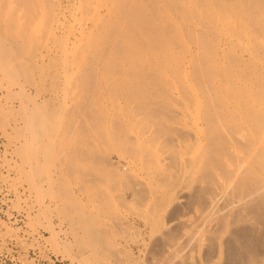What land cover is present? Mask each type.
<instances>
[{"label": "rangeland", "instance_id": "obj_1", "mask_svg": "<svg viewBox=\"0 0 264 264\" xmlns=\"http://www.w3.org/2000/svg\"><path fill=\"white\" fill-rule=\"evenodd\" d=\"M81 1L0 0L2 248L34 250L40 261L49 264L51 257L61 264H145L143 258L153 259L156 255L149 250L154 252L158 244L163 246L157 249L161 253L155 250L158 256L175 249L171 255L179 257L172 259L181 263L173 259L172 264H264V167L259 152L248 147L242 146L249 155L231 153L248 143V127L255 130L262 120H257L255 111L254 120L248 122L229 118L217 103H213L217 110L209 104L208 108L207 92L213 95L216 81L219 86L221 70H210L206 77L201 57L208 54L220 69L230 67L227 70L238 85L248 82L253 90L264 85L255 47L262 36L256 0H243L250 12L248 46L230 48L221 37L216 45L201 50L193 39L214 40L213 34L208 25L202 32L195 22L184 25L189 46L183 51L169 40L175 34L165 25L163 35L179 57L177 67L168 63V76L160 74L162 61L154 65L157 71H150L145 62L136 73L131 60L107 63L105 55L89 51L84 61L67 65L63 64L67 59L50 55L43 48L51 46L43 28L52 23L53 10L68 16ZM96 1L87 0L93 5ZM225 1L231 5L237 0ZM40 7L45 11L41 22ZM141 19L143 32L157 29L149 12L142 11ZM166 54L159 47V59ZM181 68L188 72L187 78L174 71ZM209 115L218 119L219 131H213L216 124L208 125ZM233 121L241 130L239 136L233 131L236 126L231 127ZM203 128L210 131L211 146L208 132L203 130L205 138L199 134ZM230 131L235 132L234 139L238 136L239 146L233 139L234 148L227 146L231 134L225 135ZM142 156L145 165L142 160L139 164ZM224 158L231 160L226 161L229 166ZM232 161L241 165L240 170L231 166ZM228 172L236 176L232 179ZM216 197L221 202H213V208L209 201ZM246 205L251 210L247 219ZM239 215L245 217H238L240 223ZM183 228L194 232V237L183 232L190 234L186 235L190 243ZM197 230L201 235L196 236ZM176 241L181 248L174 247ZM191 241L195 246L186 245ZM20 259L22 264H33L26 255Z\"/></svg>", "mask_w": 264, "mask_h": 264}, {"label": "bare ground", "instance_id": "obj_2", "mask_svg": "<svg viewBox=\"0 0 264 264\" xmlns=\"http://www.w3.org/2000/svg\"><path fill=\"white\" fill-rule=\"evenodd\" d=\"M154 1L155 2L153 3V0H138V1L136 0H97L93 5L91 4V2H87V0H84V1L79 2L77 9H75L74 11L75 13L67 12L68 16H66V14L62 12L61 10H57V9L56 11L53 10L54 12L51 17L52 23L50 25H47V27L43 28V34L50 40L51 46L49 47L45 45L43 46V48L44 49L46 48L49 54L53 55L54 57H60L62 59H67L65 60L67 62L63 63L65 65L74 64V63H77L78 61H84L85 51H89L91 54H95V56L105 55L108 61L107 63L115 62L118 58H121L123 60H131L132 66L134 70L136 71V73H141L140 66L143 65L145 62L148 63L150 71H154V70L157 71V68H154V65L155 64L159 65V63L162 61L160 65H163V66H158L159 68H161L160 70H162L160 74L163 76H168L169 75V71L167 70L168 63H172L175 67H177L179 63V57L174 56L172 53L173 45H171L169 40L174 41L176 44H178V46H181L183 51L187 49V47L189 46L188 41H187V38L189 37V35L187 33V28L184 26L186 23L197 22L198 26H200V28L202 29L201 30L202 32L205 31V26H204L205 24L211 28L214 40L206 39V38L204 39L199 38V40L197 38L193 39L195 46L201 48V50L205 49L206 46L212 47L216 45L220 40L219 38L221 37L225 38V40L228 41L227 47H230V48H233V45H237V44L243 45V46H248L250 44V33L248 31L249 29L248 20L250 17V12L247 6H245L243 0L234 1L233 4L231 5L230 4L228 5V3L225 0H154ZM214 1H216V3ZM256 2L258 3L257 4L258 5L257 6L258 17L256 19V23H257L258 29L261 30L262 36L260 39L255 40V47H257L258 49L257 52L259 53V57H260V59L258 60L255 59V60H257L258 62H261L264 68V0H256ZM36 9H38V7H36ZM142 11L149 12L151 21L154 24H157V29L153 30V33L152 32L150 33L149 31H145V32L142 31V25H141ZM44 14H45V11L40 7V16H39L40 22L44 18ZM165 25H168L171 31L175 34V36H171V39L169 38V40H167L165 36L163 35L164 34L163 29H165ZM215 38H218V39L215 40ZM39 43H43V42L39 41ZM115 44L117 46H115ZM156 44H158L159 47H162L163 51L167 53L164 57H161V60L159 59V56L157 55V52L159 51V47H157ZM201 57H204L205 65H204L203 71L206 77L211 76L212 72L210 73V70L215 69L218 72L221 70L220 71L221 78L219 80L220 84L218 86V81H216L217 84H216L215 89L212 92L213 95L210 96V94H208V92L206 91L207 97H209V100H208L209 103L206 102L207 106L209 104V106L213 110L215 109L213 106V103H217L218 109L224 112H229L228 114L229 118L233 117L234 119H236L237 117V120L239 121L246 120L250 122L251 119L254 120L253 112L254 111L259 112V114H257L258 116L256 115L257 120H262V122L260 121V125L255 130H252V127L251 128L248 127L250 129V132H249L250 140H248L247 138L248 143L245 142V144L247 145L245 144L240 145L241 143L239 141L238 142L235 141V139L238 138L239 134H241L240 128L236 126L238 123L234 124L235 121H233L231 127L235 125L237 128L235 126L234 127L237 130L234 129L233 131L237 132L238 129L240 130L238 131L239 133L234 132L236 135L238 134V136H236V138L234 139L235 134L231 132L232 131L231 130L230 133L227 132L228 135L226 134L225 137L226 136L228 137L231 134L230 136L231 140L233 139L236 142L234 143L233 140L226 141L228 142L227 146L230 145L228 146L229 148H234V146L232 147L234 143V145L237 144L236 146L240 145L241 147L242 146H245L246 148L248 147V150L251 151L252 153L254 151L259 152L257 155L259 157L258 161L264 167V85L254 90L252 89L251 84H247L248 82H244L238 85L235 80V75L231 73V71L227 70V69H231L230 67L226 66L220 69L219 66L216 65L215 61L208 56V54L206 57L204 56V53H202ZM250 57L253 58L252 55H250ZM174 71L179 73L181 76L185 78H187L189 75L188 72L184 70V68H181V70L179 69V72L176 69ZM260 82H263V81H260ZM261 84L262 83H260L259 86ZM205 101H203L204 106H205L204 104ZM209 106L208 108L210 109ZM208 108L207 109L204 108V109L208 111L209 110ZM211 112L213 113L214 111H211ZM210 116L211 115H209V117L206 118L208 122L207 121L205 122L209 123L208 125L216 124V128H214L215 125L214 127L212 126L214 128L213 131L214 130L216 131V129L217 131H219L220 127H218V124H217L218 119L216 120L217 122L214 120L215 118H217V115L216 117L214 116L215 117L214 119H211ZM209 119L212 122L215 121L216 123L210 122ZM208 125H207V128H209ZM212 127H211V130H212ZM203 130H206V129L203 128L202 131L199 132V134L204 132ZM242 131H243V128H242ZM207 132L208 131L206 130L204 134H206ZM221 132H224V130H222ZM142 133L143 134L145 133V135L147 134L146 132H142ZM225 133L226 132H224L223 134ZM199 134L198 136H200ZM204 134L202 133V136H203L202 138H205L206 135ZM207 134H208L207 136L209 137L210 131ZM208 137H206V139H208ZM199 139H201V136ZM210 139L211 138L209 137L210 144L208 143L209 142L208 140H207L208 142L206 140L205 141L203 140V142H207L204 144L205 145L209 144L211 146L212 140ZM203 142L201 141V143ZM229 142L230 143L233 142V143L229 144ZM204 144H201V145H204ZM240 146L239 148H241ZM237 148L234 149V152L232 149H230L232 150L231 153H236L238 155L240 151L239 154L246 153L249 155V152L246 150V148H244L245 150L243 149V147L242 149L238 148L239 150ZM235 150H238V151H235ZM141 158H139L140 159L139 164L141 163V160H142L141 165H145L143 164V156ZM228 160L231 161L230 159L226 158L225 166L229 163ZM226 161H227V164H226ZM230 164H232L231 166L233 167H238V169L240 170L239 167H241V165L238 166L237 164L236 166H234L233 164H236V162L234 163L233 161L232 163L230 162ZM233 167H231V169L229 167L230 170L228 168L226 169L229 171L231 170L234 171L235 168L233 169ZM140 170L142 169H139V171ZM239 170H235V172ZM231 172H228V173L231 174ZM227 175L228 177H230L229 174ZM234 175L236 176V173L234 174L233 172L232 179L234 178ZM222 185L224 186L226 184L222 183ZM226 187L229 188V184L226 185ZM244 189H248V188L245 187ZM248 191H245V192H248ZM216 199L217 197L215 198V200H211V203L209 201V206L213 202H215V204L213 203L214 205L218 204L219 201L221 202V200L218 201L217 199L216 201ZM213 204H212V207H213ZM213 208L211 211H214ZM244 209L246 208L244 207ZM246 210H247V213H246ZM246 210H244L245 213L243 212L244 213L243 216L247 214L246 216L248 217L250 215L248 213V210L249 211L251 210L250 208L248 209V207ZM207 213H208V209H207ZM204 216L206 215L204 214ZM204 216L203 218H206ZM240 216L241 215L236 217L238 219L237 220L238 222H239L238 217ZM210 217H211V214H210ZM245 217L243 218L240 217V218L244 220ZM228 219L231 220L230 215ZM186 220H189V219H186ZM243 220H240V221L242 222ZM204 221L205 219H203V221L201 220L200 222H204ZM233 221H234V218H233ZM197 222L198 221H195L194 223L197 224ZM185 223L187 224L185 225V227L188 226V224L190 225V222L188 223V221ZM191 224L193 225V223ZM196 224H194L193 231H195V228L197 227L195 226ZM205 224L207 223L205 222L204 225ZM232 224H235V223H232ZM202 225L203 224L201 223V228H202ZM204 225H203V228L206 226ZM192 228L190 230H192ZM203 228L202 230H200V232H202L205 229ZM240 228L244 229L242 228V226L241 227L239 226L238 229ZM184 230L185 229L183 228L182 233L186 231ZM198 231L199 230H197L196 232ZM243 231H247V230H243ZM186 232L190 233L189 230H187ZM200 232H198L199 234L196 233L197 234L196 236L201 235ZM239 232L241 233V230ZM191 233L194 237V232H191ZM183 234L185 237L186 235L187 237L190 235L187 233L186 234L183 233ZM243 234L246 235L247 232L241 233V235ZM179 235L177 236L179 237ZM187 237L185 241L190 243V241H188L189 238L187 240ZM182 239L184 240V238ZM193 239H190V240L193 241ZM185 241L183 242L185 243ZM192 241H191V244L186 243V245L188 244L191 246H195L194 244L192 245ZM177 243H181V242L176 241L175 244ZM156 245L160 247V245L158 244ZM152 246H155V245H152ZM176 246L174 245L176 249L178 248V246L180 247V245L178 244ZM159 247L158 248L156 247V249H152V248L151 249L155 252V250L157 251ZM162 247L160 248L162 249ZM164 247H170V246L166 244V246ZM171 248L173 247H170V249ZM171 250H175V249L173 248ZM171 250L170 252H167V249H166L165 253H162V255L160 256H158V254L161 253L162 250L161 252L157 251L159 253H155V254L154 252H151L149 250V253H151V255L153 256L156 255V256L150 261H148L145 257L143 258L144 259L143 262H145V264H170L171 262L172 264L173 259H174V258L172 259V257L175 254L173 253V256H172L171 254L173 251L171 252ZM177 253L178 252L176 251V254ZM174 257L177 258L179 256L176 257L175 255ZM163 260L164 261L167 260L165 261L166 263ZM141 261H142V258H141ZM174 262L181 263L180 261H177V260ZM182 264H185V262L183 261ZM186 264H189V263L186 262Z\"/></svg>", "mask_w": 264, "mask_h": 264}, {"label": "built area", "instance_id": "obj_3", "mask_svg": "<svg viewBox=\"0 0 264 264\" xmlns=\"http://www.w3.org/2000/svg\"><path fill=\"white\" fill-rule=\"evenodd\" d=\"M4 196V192L2 194V198ZM4 206L0 204V217H3L2 210ZM17 217V215H16ZM2 218H0L1 220ZM7 249L2 248L0 243V264H22L23 262L20 258L23 257V255H26L27 260L33 261V264H49L48 262H43L38 259V254L34 250H29L27 253H22L19 251V249H16L15 247L10 248V246H7ZM51 264H61L60 261H58L55 258H50Z\"/></svg>", "mask_w": 264, "mask_h": 264}]
</instances>
